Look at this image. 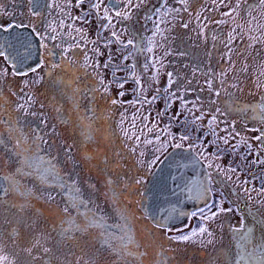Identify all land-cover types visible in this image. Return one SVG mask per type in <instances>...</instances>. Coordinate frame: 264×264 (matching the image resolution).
Returning <instances> with one entry per match:
<instances>
[{"label": "flooded vegetation", "instance_id": "flooded-vegetation-1", "mask_svg": "<svg viewBox=\"0 0 264 264\" xmlns=\"http://www.w3.org/2000/svg\"><path fill=\"white\" fill-rule=\"evenodd\" d=\"M172 1L175 2L168 0L170 4ZM48 2L50 0H40L38 11L42 17H33L29 0H0V9H3L0 27L20 22L28 25L9 30V52L18 59L27 57L20 65V70H27L28 74L13 75L11 62L0 56V116L5 119L21 116L24 130L31 136L42 114L48 122L47 127L41 125L42 134L48 133V144L51 145H44L38 153L44 161L43 165L37 161L40 168L50 171L45 174L37 169L24 176L13 175L18 165L13 164L10 154L0 148V177L12 176L33 193V196L27 197L20 191L12 190L6 195V201L15 207L9 210L6 204L0 213V256L7 258L3 264H56L48 255L52 239L57 246L69 244L78 247L80 264H264V194L257 195L253 191L252 199L249 200L248 194L243 191L244 188L260 189L264 185V163H248L255 158L258 150L259 142L253 138L260 134L249 129H264V122L260 120L264 98L255 94L254 83L246 91L242 57L236 61V78L230 74L221 78L227 82L221 88L216 76L223 68L215 63L220 57L219 39L206 40L207 46L217 42L213 54L208 48L199 51L202 41L193 38L200 36V33H193L198 30H192L190 24L187 28H181V32L175 31L178 26L174 27L172 39L168 38L167 43H162V40L156 42V46L145 43L148 33H145L144 27H149L150 16L154 18L157 15L155 10L160 8L162 0L154 7H149L147 12L142 11L141 6L134 8L131 19H113L114 27L110 26L107 31L101 30L100 26L106 21L98 20L95 12L87 16L89 23L73 19L89 12L88 0L79 7L76 6V0H70V7L69 0H54L56 7L53 9L45 7ZM138 2L135 0L134 4ZM114 3L115 0H103L100 11L103 12L106 6L115 12L120 10L124 2L121 0V4L112 8ZM41 20L48 22L40 23L41 28H48L51 24L69 42L68 26H72L71 35L81 45L80 48L73 47L68 53L69 56L75 53V66L62 61L61 49L67 44L53 46L60 43L59 39L48 41L50 53L40 47L39 39L31 27ZM61 21L63 28L59 27ZM185 21L188 20L185 18ZM76 29L82 31L78 33ZM113 31L118 34L120 41L134 39L141 47H122L112 37ZM108 39L112 42L108 43ZM149 46L151 52L147 51ZM29 51L31 55H28ZM85 52L88 62L93 66L91 68L80 67L85 64ZM125 56L129 58L125 60ZM40 60H44L43 67L31 72L30 68L36 67ZM106 62H109L107 68L104 66ZM158 67L163 70L156 76ZM169 73L172 74L171 79ZM136 79L140 81L139 89ZM209 79L214 80L215 88L221 92L220 96L209 91L205 83ZM121 83L123 88L119 87ZM152 83L163 84L150 97L149 84ZM233 84L237 87H232ZM121 92L123 96L119 95ZM28 95L35 102L29 114L23 115L15 111L13 106L27 103ZM153 97L156 99L153 100ZM113 99L118 103L112 104ZM158 99L163 101L161 119L167 129L174 127L178 136L184 133L191 134L193 138L196 135L207 137V140L216 138L209 129L201 127L196 130L191 123L193 114L199 116L201 111L208 113L202 121L196 122L201 125L207 124L211 114H217L218 123L213 127L218 136H226L227 133L220 129L235 123V130L240 136L230 139V144L239 143L238 151L229 152L214 163L225 167L230 162L233 166L239 164V180H248L249 183H229L226 188L217 183L213 185L208 199V203L215 200L224 209L232 208L231 212H223L215 219L204 221L199 216L200 209L205 207L204 202H201L189 211L184 223L160 227L146 215L144 209H149L139 193H144L145 185L157 166H153L149 172L146 163L142 166L139 161L147 162L153 158V146L145 147L144 140H141L136 151H131L125 144H135V137L128 140L124 130L127 129L128 135L140 130L141 127L136 129L130 120L140 110L144 111L148 117L147 125L151 126L152 105ZM193 103L201 111H196L192 107ZM217 108L222 114L216 113ZM31 112L38 115L33 117ZM177 113L180 114L179 118L173 120ZM0 131H4L2 127ZM144 132L148 138L153 135L147 129ZM140 135L145 137L144 134ZM3 138H8L6 131ZM245 141L252 144V154L247 155V161L241 164L239 154L247 153ZM221 146H224L222 142ZM141 151L144 152L143 156H140ZM208 151L212 152L213 149L209 148ZM192 154L196 155V152ZM259 156L264 158V150L259 152ZM203 166L206 173V165ZM232 175L235 180L236 174ZM138 177L143 178V185H136ZM3 185L4 181L0 180V186ZM41 191L44 197H41ZM48 192L54 195L53 201L46 199ZM66 204L72 205L71 220L63 227L73 230L61 235L59 232ZM193 212L197 215L192 216ZM93 215L97 219H93ZM124 215L128 217L127 224ZM85 222L88 223L86 229L79 232L74 230V226L79 227ZM202 224L212 232V236L207 232L199 233ZM120 225H124L127 232ZM193 229L197 232L189 240L175 239L191 233ZM125 235H130L135 242L127 248H123L120 242V237ZM209 240L212 242L209 243ZM28 248H31V254L26 251ZM44 248L49 251L45 252Z\"/></svg>", "mask_w": 264, "mask_h": 264}, {"label": "snow or ice", "instance_id": "snow-or-ice-1", "mask_svg": "<svg viewBox=\"0 0 264 264\" xmlns=\"http://www.w3.org/2000/svg\"><path fill=\"white\" fill-rule=\"evenodd\" d=\"M85 0H76V6L79 7L81 4H83ZM89 2V12L82 16V17H76L73 18L81 20L83 23H89L90 21L88 20L87 16L91 15L93 12L96 14V18L98 20H103L106 21V23L102 24L101 30L102 31H107L110 26H113V19L117 20H128L132 18V11L134 8H139L143 3L144 0H139L138 3L133 4V0H124L123 6L120 8V10H117L115 12H112L111 9L108 7H104L103 12L100 11L102 7L103 0H88ZM39 3L40 0H29L30 4V14L33 17H42V13L38 11L39 8ZM177 3L181 4L183 7L182 8H177V9H172L168 8V12H173L176 14V16H179V13L181 11H188L187 4L188 0H177ZM259 3L261 6H264V0H259ZM121 4V0H115V3L112 5V8H116L117 5ZM213 8L209 9V11L215 10V8L219 6H223L225 4V0H212ZM68 6L70 7V0L68 3ZM46 8L48 9H53L56 7L54 0H50V2L46 3L45 5ZM167 7V0H162L160 8H157L156 14L159 16L162 12L163 9ZM241 8V4L239 0H237V3L233 6L229 7V11L223 13V16L225 17H231L234 18L233 14L237 12ZM3 12V9H0V13ZM167 14V13H165ZM196 18L199 21L200 20V14H196ZM205 19H208V17H205ZM226 21L220 20L216 21V23H225ZM40 23H48L47 21L41 20L37 24H33L31 27V31L35 33L36 37H38L39 42H40V47L46 50V53H50V48L48 41H57L59 39L60 43L53 45L54 47H61V45L67 44L66 47H62L61 49V57L62 61L65 62L66 64L73 65L75 66L77 64V60L75 58V53H73L72 56H69L68 53L72 51L73 47L80 48L81 45L78 43L76 40L75 36L71 35V30L72 26L69 25V33L68 36L71 37V42H69L68 39H66L64 36L61 35L60 32H57L56 27H52L51 24H49L48 28H41ZM245 24L247 25L246 32L247 33H252L253 31H259L260 35L259 36H253L249 35V39L252 43L249 44V47H252L254 43H264V26H258L256 28H253L252 26V21H246ZM23 27H28V25L23 24L22 22L17 23V24H9L8 26H3L0 27V30L4 32H8L11 28H23ZM59 27L63 28V21L60 22ZM183 27L187 28L188 24L185 23L183 24ZM242 29H244V25H239ZM157 31H159V24L157 23L156 25ZM76 31L79 33L82 30L76 29ZM233 32H235V28H233L232 32L229 33L230 40L233 36ZM46 33H51V34H46ZM122 34V33H121ZM112 37L116 39L117 42H120L122 47L128 48L129 46H132L133 48H140L141 45L137 44L134 42V39H128L126 42H122L119 39L118 34L113 31L112 32ZM215 38V37H214ZM107 39V38H106ZM112 40L108 39V43H111ZM230 42V41H229ZM7 46L0 47V56L4 57L5 60H8L11 62V66L13 67V75H27L28 71H21L20 70V65L23 64L24 59H27V57H24L23 59H18L15 57H12L10 54L5 53V48ZM147 51L151 52L152 48L151 46L148 47ZM231 49H229V52ZM99 54V52H97ZM28 55H31L30 51ZM129 57L125 56L124 59L127 60ZM159 61H157L158 63ZM44 65V60H40L39 64L36 67H31L30 71L31 72H37L38 67H43ZM60 65H53V67H59ZM106 68L109 66V62H106L104 65ZM162 66V65H161ZM80 67H87L91 68L93 67L91 63L88 62V54L85 52V64L80 65ZM98 67V65H97ZM134 67V66H133ZM153 67H155V64H153ZM145 68H147V65H145ZM114 78H115V74ZM169 78L171 79L172 74H168ZM101 84H103V80L100 81ZM136 83L138 85V89L140 86V81L139 79H136ZM209 91H212L215 93V95L218 97L220 96L221 92L220 90L216 89L214 86V80L209 79L205 81ZM226 81L220 80V85L221 88H224L226 86ZM123 83L119 84L120 88H123ZM260 86V85H258ZM232 87H237V85L233 84ZM107 90V89H105ZM78 91V90H77ZM167 91V89H165ZM120 96H123L124 93L121 92L119 93ZM175 95V94H173ZM153 100L156 98L153 97ZM33 97L28 95L27 96V103H17L15 104L14 110L17 112H21L23 115H28L29 114V109L32 107L34 104ZM183 103V101H181ZM118 101L116 99L112 100V104H117ZM215 103V101H213ZM43 104L40 105L41 108H43ZM192 107L196 111H201L200 108L196 106L195 103H193ZM243 110V109H242ZM189 111H192V109H189ZM260 112L262 115L260 116L261 122H264V108L260 109ZM216 113H221V110L219 108L216 109ZM31 115L33 117H36L38 114L36 112H31ZM160 115V114H158ZM179 113H177L176 117H173V120H176L179 118ZM208 115V113H205L201 111V114L199 116H195L193 114V120L191 123L195 125L196 130H198L201 127H205L209 129V132L211 135H213L214 138L213 140H207V137H201L199 135H196L195 138L191 134H184L181 133L179 136L172 135L171 139H161L160 135L153 136L151 138L147 137V133L144 132V129H147L149 132L152 131V129L148 128L147 125V120L148 117H144L145 123L141 126L140 131L142 134L145 135V140L143 141L145 147L148 145L153 146V153L152 156L153 158L150 161L145 162L144 160H140L139 163L143 166L146 163L147 169L149 172L152 171L153 166H158L159 164L164 163V160H167L168 157L171 155L169 153L168 149L171 148L173 151L177 149H183L184 151L188 152L189 155L188 157H184L183 160H177L175 161V169L176 173H179L182 169L188 168L189 166L195 167L197 164H205L207 168L206 172V180L205 181H188L184 179L183 176L177 175V174H170V178L173 181V183L176 184L177 187L180 188H187V190L192 193L196 199H201L203 198L205 207L201 208L199 211V216L202 220L208 221L215 219L220 213L223 212H231L232 208L224 209L221 206V203L218 201L213 200L211 203H208L209 196L212 194L213 190V185L215 184H220L222 188L228 187L229 183L236 184V185H246L249 183L248 180L245 181H240L239 180V173L237 169L240 167L239 164L236 166H233L232 163L230 162L227 167H225L222 164L219 163H214L215 161H220L223 159V156L228 154L229 152L235 153L238 151L240 145L239 143L236 144H230V139H235L236 136H240L239 132H236L235 130V123L229 127H224L221 128L220 131H223L227 133L226 136H218L216 133L215 128L213 127L214 125H217L218 123V116L217 114H211L210 119L208 120L206 125H201L197 124V121H202L204 119V116ZM88 118V117H86ZM186 122V121H185ZM47 120L43 118V115L41 114L40 118V123L37 125L34 129H32V134L29 136L23 126V122L21 120V116H15V117H10L8 119H5L3 116H0V127L3 128L4 131H0V148L6 150L10 154V158L13 161V164L18 165L15 169V174H20L21 176L24 175H29L33 170H41L43 173H48L50 170L49 169H42L40 166L37 165V161H40V165H43L44 161L39 157L38 153L40 150L43 149L44 145H48V147H51V145L48 144V133L42 134V128L41 125L44 127H47ZM135 127V125H132ZM30 127V126H29ZM152 128H155V123H153ZM250 131H259L260 134L255 136L253 139L258 141L259 144L257 146L258 150L255 154V158L252 161H248L249 165L251 164H260L264 163V158H260L259 152L261 150H264V129H249ZM6 131L7 133V140L3 138L4 132ZM235 133V135H233ZM124 135L128 140H132L133 136L135 137V144L129 145L125 144V147L130 148L131 151L135 152L136 149L140 146L141 143V136L136 135L133 133L132 135H128L127 129L124 130ZM243 139V137H241ZM205 140H207V143H205ZM191 141V143H189ZM221 142L224 145L223 147L221 146ZM247 144V153H240V163H244L247 161V155L252 154V144L248 143L245 141ZM212 148L213 151L209 152L208 149ZM196 152V155L193 156L192 153ZM144 152H140V156H143ZM54 170V169H53ZM236 174V179L233 180V175ZM0 180L4 181V185L0 186V213L3 212V209L5 205L7 204L9 210L12 207H15V205H12L6 201V195L12 191V190H17L23 193L27 197L33 196V193L28 190L26 187H23L20 185V183L13 179L12 176L8 177H0ZM136 185H143L144 180L142 177H138L135 180ZM243 191L248 194V199L251 200V192L255 191L257 195H262L264 194V185L260 189H254V188H244ZM141 196L144 195L143 192L139 193ZM222 194V193H221ZM41 197H44V192L41 191L40 193ZM46 199L48 201H53L55 199L54 195L51 192H48L46 194ZM72 205L71 204H66L65 207L63 208L64 212V217H63V223L60 228L59 234L61 235H66L68 231H72L73 229H66L63 227V224H66L69 220H71V209ZM215 209V210H213ZM21 210H23V206H21ZM192 216H196L197 213L193 212L191 213ZM124 221L125 224H127L128 217L127 215H124ZM93 219H97L93 215ZM158 227L162 225H157ZM88 227V223L85 222L81 224L79 227L74 226V230L76 232L83 231ZM122 230L127 232V229L124 228V225H120ZM241 228H243V221L241 222ZM199 233L203 234L207 232L209 236H212V232L208 230L207 227H205L203 224L199 227L198 229ZM233 231H237V229H233ZM248 232H251V229L247 230ZM197 232L196 229H193V231L189 234L182 235L179 237H175L177 240L181 241H187L191 238V236L195 235ZM172 239V237H170ZM120 242L121 246L123 248H127L129 245L134 244V240L130 235H125L120 237ZM209 243L212 241L209 240ZM36 243H39V240L36 241ZM35 246V245H33ZM26 251L31 254V248L26 249ZM45 252H48V248H44ZM6 257L0 256V264H3L4 260H6Z\"/></svg>", "mask_w": 264, "mask_h": 264}, {"label": "rangeland", "instance_id": "rangeland-1", "mask_svg": "<svg viewBox=\"0 0 264 264\" xmlns=\"http://www.w3.org/2000/svg\"><path fill=\"white\" fill-rule=\"evenodd\" d=\"M122 1L124 2V0ZM158 1L159 0H144V3L141 5L142 11L147 12L149 7H154V5ZM134 2L135 0H133V4ZM239 2L241 4V8L233 14L234 18H231L223 16V13L228 12L229 7L235 5L237 3V0H225V4L223 6H219L212 11H209V9H212L214 7L212 4V0H188L187 8L189 9V11H181L179 13V16H170L167 12H161L159 16L156 15L154 18H148L150 19L148 20L150 21V23L157 21L159 23L160 30L157 31L156 26L152 28L144 27L146 30L145 33H148V36L145 37V43H153L155 44V46L156 42H161V40L162 43H167L169 41L168 38H170V40L172 39L171 36L174 27H179L175 29V31L181 32L183 30H181V28H184L183 24H185L186 18L188 20L186 23L188 25L191 24L192 30H194L195 28L196 30H198L193 31V33H200V36H196L193 38L196 41L200 39L202 41L201 43H199V51L202 52V49L204 50L205 48H208L210 54H213L216 50L217 42L214 41L210 43L211 45L207 46L206 40H213L219 37L217 39L220 40L218 45L220 57L219 60L215 61V63L219 64L220 68H223V71L217 73L216 78L218 77V81H220L221 78L223 79V77L225 78V76L229 74L233 75L234 78H236L235 71L238 67L236 61L238 57L241 56V66L244 72V81L247 86L246 91H248L254 83V87H256L255 94L258 93L261 98H264V43H254L252 47H249V44L252 43L249 39V35L259 36L260 32L253 31L250 34L247 33V25L245 24L246 21H252L253 28L264 26V6L260 5L259 0H239ZM197 13L200 14L199 21L196 18ZM205 17H208V19H205ZM220 20H224L226 22L223 24L225 25L223 28L224 30H222L221 28L222 35L217 36L216 34H218L219 32L218 29H216V25H218L216 21ZM219 25L221 26L222 24L219 23ZM239 25H244V29L239 27ZM233 28H235V32H233V36L230 40L229 33L232 32ZM148 29H150V31H147ZM229 49H231L230 52ZM159 50H161V48H159ZM162 70L163 69L158 67L156 76L160 75L162 73ZM162 84L163 83L149 84V96L152 97L155 93H157L161 89L160 86ZM162 103V99H158L152 105L153 111L150 113L151 126L149 125L148 127H151L152 129V137L160 135L162 140L171 139L172 135L178 136V132L177 130L173 129L174 127L172 126L167 129L166 123L161 119L160 107ZM145 116L146 114H144V111L140 110V112H136L134 117H130V120L133 121L136 129H138L139 126L141 127L145 123ZM153 123H155V128H152ZM140 134H142L140 130L136 131V135ZM141 140H145V137L141 136ZM51 246L52 248L48 255H50L51 261L53 263L80 264L78 247L69 244L65 246H57V244L54 243L53 239L51 240ZM95 256H97V254H95Z\"/></svg>", "mask_w": 264, "mask_h": 264}, {"label": "water", "instance_id": "water-1", "mask_svg": "<svg viewBox=\"0 0 264 264\" xmlns=\"http://www.w3.org/2000/svg\"><path fill=\"white\" fill-rule=\"evenodd\" d=\"M10 35L11 31H0V47L7 46L4 49L6 54H10ZM36 47L38 48L37 45ZM169 153L171 155L168 159L159 164L152 172L142 196V201H146V206L149 209L148 211L144 209L146 215L150 220L162 226L184 223L189 211L204 202L203 198L196 199L187 188L177 187L170 178V174H177L188 181H205L206 173L203 164H197L195 167L189 166L176 173L175 161L183 160L184 157H188L189 153L182 149L175 151L172 149Z\"/></svg>", "mask_w": 264, "mask_h": 264}, {"label": "trees", "instance_id": "trees-1", "mask_svg": "<svg viewBox=\"0 0 264 264\" xmlns=\"http://www.w3.org/2000/svg\"><path fill=\"white\" fill-rule=\"evenodd\" d=\"M173 2V1H172ZM181 7H183V6H181V4H179V3H177V1H175V2H173V3H169L168 2V0H167V7L165 8V9H163L162 10V12H167L170 16H175L176 14L175 13H173V12H168V8H172V9H177V8H181ZM150 17H153V16H150ZM150 20V19H149ZM157 21H154V22H151L150 24H152V25H149V27L148 28H152V27H154V26H156L157 25ZM159 24V23H158ZM218 25H216V29H218V34H216L217 36H221L222 35V30H224L223 28H224V26L225 25H219V23H217ZM221 28H222V30H221ZM217 32V31H216ZM217 38H219V37H217ZM149 43V42H148ZM149 44H151V43H149ZM153 44V43H152ZM151 44V45H152ZM246 74V73H245ZM245 79V78H244ZM245 83V82H244ZM246 84V83H245ZM247 97H249V96H247Z\"/></svg>", "mask_w": 264, "mask_h": 264}]
</instances>
